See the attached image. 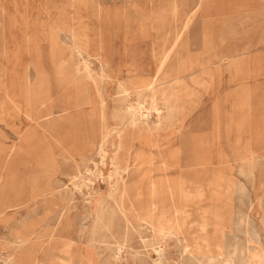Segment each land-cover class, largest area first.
I'll list each match as a JSON object with an SVG mask.
<instances>
[{
	"label": "rangeland",
	"instance_id": "rangeland-1",
	"mask_svg": "<svg viewBox=\"0 0 264 264\" xmlns=\"http://www.w3.org/2000/svg\"><path fill=\"white\" fill-rule=\"evenodd\" d=\"M201 2L197 14L191 16V21L188 22L190 24H187V27L184 28V21L186 17L192 14V8L197 0H195V3L194 0H0V87L12 95L19 106L16 109L9 104L0 109V148H10L13 145L19 146L21 136L24 134L31 135L32 144L34 145L29 153L15 154L11 157V162L17 167L16 187L12 188V195L7 196L6 203L8 202L7 204L10 206L17 204V206L9 208L0 216L2 219L0 233L5 236L6 240H12L13 238L12 234L8 232L9 229L22 231L31 221L39 220L41 211L45 207V203L40 205L39 209L41 211L37 210L39 215L37 211L30 212L28 210V203L30 204L31 201L29 189L31 188L32 173L39 170L29 166L28 162H32L37 156L52 155L58 168L55 177L60 179L58 185L62 184L61 188L72 187L71 180L74 179L73 175L78 171H81L84 176H88L85 171V159L90 151L88 144L91 138L90 134L102 122L92 110V103H90L91 105H81L83 99L99 101V98L95 93L97 92L96 85L78 79V73L75 72L76 67L74 68L73 65V56H78V53L75 54L77 49H74L73 42L76 45L80 43L78 49L83 56L87 55L86 52L91 54L99 88L110 107L106 124L112 127L118 124V121L113 119L110 114L112 105L116 104L112 102L113 94L116 91V83L115 81L111 83L108 77L103 79L96 53L102 48V52L110 62V66L108 65L105 70L111 77L121 78L122 74L130 68H136V72L149 75L156 68L159 52L164 47L163 43L173 41L179 33V35L181 34L179 44L186 41L190 47L193 46V52L197 56L203 48L204 37L208 49L214 53L225 56L226 54L245 52L238 56L241 59V72H239L241 80L237 78L238 71L236 69L228 70V65L223 63L220 68L218 64L210 65V71L214 78L208 89L197 86L192 80L188 79L187 81L188 86H191L190 88L197 94V99L194 100L195 102L190 103L185 111L182 128L177 133V144L182 142L185 137L204 140L203 154L209 159L208 162L211 161V164L209 162L211 172L204 178L206 187L202 191V195L188 201L184 211L177 213L178 218L182 221V227L180 229L174 228L173 237L171 238V235L163 240L165 255L163 254L164 258L161 264H200L202 262V264H222L225 261V264H247L246 260H250L252 264H255L251 259L253 256L254 258L264 256V177H262L264 175V0H202ZM173 4L175 5L174 8ZM157 15L162 18L158 19ZM160 20L163 22H158ZM140 28L142 31H140ZM73 33L74 37L80 38H82L83 33H86L90 38L89 49L84 48L81 39H74L72 37ZM164 37H166L165 40ZM221 38L222 40H220ZM94 53L96 55L95 59L93 57ZM184 53L185 51L182 52L183 55L186 54ZM258 54L259 56H257ZM194 71L198 73L197 68ZM100 77L102 78L100 79ZM58 80L63 81L65 85L68 84L67 87L58 86ZM46 81L51 89L52 102L55 105L69 101L73 97V99L75 98L74 101L77 102V107L68 108V113L61 112L62 115L58 117L52 102H44V97L41 96L46 89ZM25 83L35 85L33 87L35 95L32 100L34 101L33 109L31 110L27 108V104L19 95L18 88ZM79 90L83 92L78 93ZM106 91H108V95ZM77 93L78 95H76ZM2 100L3 97L0 93V103H2ZM130 100L135 101L134 97H131ZM217 101H223L220 106L221 115L214 109ZM241 107H246L249 110L251 136L246 137V134H244L242 145L237 147L233 145L236 138L235 132L232 129L227 130V120L232 109L236 110ZM34 110L43 114L39 125H37V121L28 120L27 118L26 113ZM46 113H49L48 116H46ZM55 119H59L60 126L56 129L49 128L51 122ZM5 122L7 123L5 124ZM113 135L115 134L113 133ZM114 138H111V140L117 141ZM166 146L167 144H165ZM127 147L129 148L128 152L120 149L116 150V148L111 150V153L116 151L117 156L120 157L117 166H122L126 162L127 164L130 163L131 168L128 175L125 176L126 180L128 182L135 180L134 182H140L141 185L146 186L148 179L143 176L142 170L135 167L133 158L138 152H150L151 150L143 144L131 143L129 140H127ZM249 154L256 156L252 172L250 167L245 164V158H240ZM126 157L128 160L124 159ZM3 172L5 173V169L0 168V173ZM218 173L223 174V177L230 181L227 182L223 179L219 182L215 180L214 177L218 176ZM120 177V175L113 173L110 180L104 179L102 181V179H99L95 181L91 188H83L81 192L74 191L67 212L62 219L60 218V222L56 223V237L53 239L46 237L44 239L40 249H38L39 256H42L44 250L54 241L70 242V250H75L82 245H90L91 238L94 235L98 247V250H95L103 257H111L110 255L114 253V248L119 242L123 245L121 256L127 258L130 263L135 253L136 256L141 255V257L144 256L147 259L143 260L144 264H158L153 262L158 257L157 253L150 250V246H145L140 239V235L143 234L151 240L153 238L152 231L146 229L143 231L144 233H138L136 230L131 229L125 237L124 231L128 227L121 219L115 205V200L118 199L119 184L122 181ZM39 186V189L44 187L43 181L39 182ZM23 200L29 202L25 203ZM100 200H102V203ZM147 203L148 195L142 194L138 200L139 206L141 205L140 207L143 209L147 206ZM59 208V204L53 203L45 211L44 219L47 224L56 221ZM108 210L110 213H107ZM172 212L169 211L168 214L171 219L175 218L176 215L175 212ZM104 213L106 214L105 217L111 214L115 218V220L110 219L112 223L109 220L111 224L107 225L108 228L100 225L99 222ZM130 219L131 223L136 226L135 216L131 215ZM98 223L99 225L96 226ZM82 227L84 230H82ZM78 230L79 232H77ZM101 234L104 236H101ZM241 243L245 246L241 247ZM107 245L109 246L108 249ZM182 246L183 249L181 250ZM251 247L254 248V252ZM147 249L149 255L145 254ZM182 251L184 254L181 253ZM54 254L60 256L61 253L56 249ZM108 254L110 255L108 256ZM210 254L216 258H210L212 257ZM202 255H204L203 260L201 259ZM81 263L92 264L88 246L83 249Z\"/></svg>",
	"mask_w": 264,
	"mask_h": 264
},
{
	"label": "bare ground",
	"instance_id": "bare-ground-1",
	"mask_svg": "<svg viewBox=\"0 0 264 264\" xmlns=\"http://www.w3.org/2000/svg\"><path fill=\"white\" fill-rule=\"evenodd\" d=\"M201 1L202 0H197V3L192 8V14L190 16L186 17V20L184 21V28H186L188 22L191 21V16L197 14V11L201 7V3H202ZM194 3H195V0H194ZM174 7H175V5L173 4V8ZM184 12H185V10H184ZM157 16H158L157 17L158 19L162 18V17H160V15H157ZM227 20H228V18H227ZM158 22L162 23L163 21L160 20ZM224 25H221V26H224ZM227 26H226V28H227ZM196 29H197V27H196ZM204 29H206V28L204 27ZM143 30H144V28H143ZM140 31H142L141 28H140ZM195 32H197V31H195ZM239 34H240V32H239ZM74 36L75 35L73 33L72 37H74ZM81 36H82V38L74 37V39H76V38L81 39L83 44H84V48L89 49L90 38L87 36L86 33L85 34L83 33ZM180 36H181V34L179 35V33H177V35L173 39V41L163 43L164 47L159 52V58L157 61L156 68L149 75H144L140 72H136L135 71V70H137L136 68H130L126 72H124L125 75L122 74L123 76L121 78L111 77V75L107 72V70H105V68L108 67V65L110 66V62H109L107 56L102 52V50H101L102 48L99 49L98 53H96L97 58H99V62H100L99 66L101 68V72L103 73V76H102L103 79H104V77L105 78L108 77L111 83L113 81H115V83H116V86H115L116 91L112 97V102H114L116 104L112 105V107H111L112 109L110 111L111 112L110 114H111L113 119L118 121V124L116 126H112V127L108 126L106 124L107 113H108V109L110 107L108 106V102L104 98V94H102V91L99 88L97 74L95 72V69L93 68V62L91 61V54H90V52H86L87 55L83 56L81 51L78 49V46L80 43L78 45H76L75 42H73L74 43L73 44L74 49L75 50L77 49L76 51L74 50L76 52L75 54L78 53L77 54L78 56H76V55L73 56V65H74V68L76 67L75 72L78 73V74L76 73L78 75V79H80V81L90 82V83H92V85L93 84L96 85V89H97L96 91L97 92H95V93H97V97L99 98V101H93L91 99H83L81 101V105H87V104L91 105L90 103H92V107H93L92 110L95 112V114H97L99 116V118L101 119V122H102L100 124V126L96 130H94L92 134H90L91 138H90V141L88 142V144L90 146V151H89V154L87 155V157L85 159V161H86L85 171L88 173V176L87 175L84 176V174H82L81 171H78L75 175H73L74 179L71 180L72 187L61 188L62 184L60 186L58 185V183L60 182V179H57V177H55V174L57 173L58 168H57V165L55 162V158L52 155H50V154L45 155V157L43 155L37 156L35 158V160H33L32 162H28L29 166H31L33 168H37L39 170L33 171V173H32V179H31V183H30L31 188L29 189L30 195H31L30 204L28 203L29 201L27 202V200H25V201L23 200V201L25 203L26 202L28 203V205H29L28 210H30V212H32V211L36 212L39 209L40 205H42L43 203H45V207H44L43 211H41L39 209L41 211V216L39 217V220L31 221L27 226L24 227V229H22V231L21 230L17 231L15 229H9L8 228L9 229L8 232L10 234H12V236H13L12 240H6L5 236L0 233V264H82L81 261H82V257H83V249L85 248V246H88V249L90 251L92 264H144L143 260H145L146 258H144V256L141 257V255L136 256L135 253H134L133 257L131 256L132 257L131 263L127 260V258L122 257L121 253H122L123 245L120 244L119 242H117V246L114 248V250H115L114 253L112 255L108 254V256L110 255L111 257H105V256L103 257L102 254L100 255V253L95 250V249L98 250V247L95 243L94 235L91 238L90 245H82L80 248H77L75 250H70V242L54 241L53 244H49L47 249L44 250L42 256H39V254H38V249H40V247H41V245L44 242V239L46 237L51 238V239L56 237L55 236V233L57 232V228H56L57 224L56 223H58V221L60 222V220L64 217L65 213L67 212L68 205L70 204V201H72V199H73V192L76 190L81 192L83 190V188H85V189L91 188V186L94 185L95 181L99 180V179H102V181L104 179L110 180L111 175L113 173L114 174L116 173L118 176L120 175L121 176L120 178L122 180L119 184L120 186H119V192H118V199L115 200V203H116L115 205L117 207L116 210L119 213L121 219L123 220V222L128 227V229H125V231H124L125 237H127L128 233L131 229H133L134 231L136 230L138 233H144L143 231L146 229L152 231V237L153 238L151 240L147 239L143 234L140 235V239L145 246L146 245L150 246V250L157 253L158 257L155 260H153V262L158 263V264H161L163 262V258H164L163 257L164 247L162 244L163 240L168 238L172 234H174L173 233L174 228L180 229L182 227V221L178 218L177 213H182L184 211L186 203L188 201H190L191 199H194V198H198L202 195V191L206 187L205 183H204V180H205L204 178L207 174H209L211 172L210 166H209V162L211 164V161L208 162L209 159H207L203 154L204 140H200V139H197L195 137H188V138L185 137V138H183L182 142H179L177 144V141H178L177 140V133L182 128V125H183L182 120H183V116L185 114V111H186L188 105L197 99V94L195 93V91L192 88H190L191 86L190 87L188 86L187 81H188V79L192 80V82H194L197 86L208 89V87H210L212 85V81L214 78V75H212V73L210 71V65L211 64H218V66L220 68L221 64H223V63H226V65H228V70L229 69H232V70L236 69L238 71V76L237 75L236 76H237V78H240L239 72H241V59L238 56H240L242 53L245 52V51H241V52H237V53L226 54L225 56L214 53L208 49L209 47H208V44L206 43V39L204 37L203 38L204 41L202 43L203 48H202L199 56H197V54L195 55L193 52V49H192L193 46L190 47V45L186 41L179 44V41L181 38ZM140 37H141V35H140ZM83 38H85V39L83 40ZM165 38L166 37H164V40H165ZM185 39H187V38L185 37ZM220 40H222V38ZM260 43H262V42H260ZM70 48H72V47H70ZM184 51L186 53V54L184 53L185 55L182 54V52H184ZM154 53L156 54L157 52H154ZM96 55H95V53L93 54L94 59L96 58ZM257 56H259V54ZM69 58H70V55H69ZM68 68H69V66H68ZM195 68L198 69V73H196V71H194ZM255 69H257V68H255ZM229 73H230V71H229ZM43 75H44V73H43ZM64 75H65V73H64ZM102 77H100V79ZM244 77H242V78H244ZM240 80H241V78H240ZM100 82H102V81H100ZM38 84H39V82H38ZM45 85H46V89L43 92V95H41L42 97H44L43 101L44 102H52L51 89L49 88L47 81H46ZM67 85H65L63 83V81L58 80V86L67 87ZM84 85H85V83H84ZM34 86L31 84L25 83V84H22L18 88L19 95L24 100V103L27 104L26 105V106H28L27 108H29L30 110L33 109L32 105H33L34 101H32V100H33V97L35 96L34 95V88H33ZM85 88H86V86H85ZM80 91H82V90H79L78 93H80ZM35 92H37V91L35 90ZM107 92L108 91H106V94H107ZM0 93L2 94V97H3L2 103H0V109L4 108V105L8 106L9 104H10V106L15 107L16 109L19 108V106L15 102L13 96L8 94V92L5 89L3 90L0 87ZM78 93L76 95H78ZM39 94H37V95H39ZM19 95H17V96H19ZM14 97H16V96H14ZM131 97H134L135 101L133 100V102H132L130 100ZM74 99L72 97L71 100L60 102V103H57L56 105L52 102L54 108L56 109V111L58 113V117H60L62 115L61 112H67L68 108L77 107V105H76L77 102H75ZM243 99H246V98H243ZM223 101H224V99H223ZM94 102H96L97 105ZM222 102L217 101L216 105H214V109L216 110V112H219V114H220V106H221ZM21 104H22V102H21ZM21 106H23V105H21ZM39 106H40V103H39ZM242 106H243V104H242ZM84 107H87V106H84ZM22 108H20V109H22ZM5 112H6V109H5ZM212 112H214V111H212ZM225 112H226V110H225ZM80 113H81V111H80ZM48 114L49 113H46V116H48ZM8 115H9V113H8ZM26 115H27L28 120L30 119V120L37 121V125L40 124V119L43 116V114L40 111H35V110L26 113ZM50 115H51V113H50ZM215 116L217 117V115H215ZM214 120H215V118H214ZM217 122H218V120H217ZM6 123L7 122H5V124ZM227 125H228L227 130L232 129L235 132L236 138L234 140L233 145L240 147L242 145V140H243L242 136L244 134H246L245 135L246 137L251 136L250 113H249L248 108L241 107V108H238L236 110L232 109L231 113L229 114L228 120H227ZM59 126H60L59 119H55L51 122V126L49 128L56 129ZM113 133L115 135H113ZM208 134H210V133H208ZM17 137H18V135H17ZM111 138H114V140H117V141H113V140H111ZM127 140H129L131 143L138 142L139 144H143L144 146H146L147 148H149L151 150L150 152H142L140 150L141 152L136 153L134 155V158H133V162L135 163V167L137 169L142 170L143 176L148 179L146 186L141 185L140 182H134L135 180H133V182H128L126 180L127 178L125 176L128 175V172L131 168L130 163L127 164V162H126L122 166H117L118 159H120V157L117 156L116 151H114V153H111V150L114 148H116V150L120 149L122 151L128 152L129 148L127 147ZM165 144H167L166 147H165ZM33 147H34V145L32 144L31 135L24 134L21 136V141H20L19 146L13 145L10 148H5V149L0 148V168L5 169V173L4 172L0 173V216L3 215L9 208H11V207L15 208V206H17V204L10 206L9 204H7L8 202L6 203L7 196L9 194L12 195V188L14 186L16 187L15 177H16L17 167H16V165H14L11 162V157L15 154L29 153L30 150L33 149ZM38 153H39V151H38ZM250 153H254V152L252 151ZM25 155H27V154H25ZM255 157L252 154H249L245 157H240L242 159L245 158V161H246L245 164H247L250 167L251 172H252V167L254 164ZM208 158H209V156H208ZM124 159L126 160L127 157ZM64 160H66V159H64ZM213 176H215V175L213 174ZM247 177H249V176H247ZM258 177H259V175H258ZM262 177H264V175H262ZM24 179H26V178H24ZM214 179L218 180V181L223 180V179H225L227 182L230 181L229 179L224 178L223 174H221V173H218V176L214 177ZM40 181H43V184H44V187L41 189H39V187H40L39 182ZM211 183H212V181H211ZM218 189H219V187H218ZM111 191H113V190H111ZM244 192H246V191H244ZM107 193H110V192H107ZM113 193H114V191H113ZM21 194H23V193H21ZM142 194L148 195L147 206H145L143 209L140 207L141 205L139 206V204H138L139 197ZM15 195H17V194H15ZM11 197H13V196H11ZM14 198H15V196H14ZM8 199H9V197H8ZM13 200H15V199H13ZM16 200H18V199H16ZM100 201L102 203V200H100ZM53 203L59 204L60 208H59L58 213L56 214V219H55L56 221L53 223L47 224L46 220L44 219L45 218L44 217L45 211L48 210L50 208V205H52ZM18 207H20V206H18ZM112 210H113V208H112ZM169 211H171V212L173 211L176 213L175 218H173V219L170 218V216L168 215ZM226 211H228V210H226ZM98 212H100V211H98ZM37 213H38V211H37ZM101 213H102V211H101ZM107 213H110V211ZM53 214H54V212H53ZM89 214H91V213H89ZM98 214L100 215V213H98ZM226 214H227V212H226ZM38 215H39V213H38ZM105 215L106 214L104 213L103 217L101 216V219L99 221L100 225L107 226L110 223V221L112 223V220H110V219H112L113 216L111 214H108L105 217ZM131 215L135 216L134 222H135L136 226L133 225V223H131V219H130ZM51 216H52V214H51ZM97 217H99V216H97ZM214 218H215V216H214ZM113 219L115 220V218H113ZM121 219H120V221H121ZM1 221H2V219L0 217V223H1ZM244 221H245V218H244ZM42 222H44V223L42 224ZM94 222H96V221H94ZM23 223H25V222H23ZM84 225H86V224H84ZM98 225H99V223L96 226H98ZM220 226H221V224H220ZM106 228H108V226ZM106 228H105V230H106ZM6 229H7V227H6ZM101 229H103V228H101ZM79 230L77 232H79ZM82 230H84L83 227H82ZM105 230H104V232H105ZM110 230H111V226H110ZM235 231H236V229H235ZM246 231H247V229H246ZM104 232H103V234H104ZM109 232H111V231H109ZM179 232L182 233L181 231H179ZM145 233H147V232H145ZM79 235H80V233H79ZM98 236H100V235H98ZM101 236H104V235L101 234ZM106 236H108V235H106ZM172 237H173V235L171 236V238ZM178 239H180V238H178ZM202 239H203V237H202ZM252 239H253V237H252ZM106 242H108V241L106 240ZM248 242H249V240H248ZM180 243H182V242L180 241ZM215 245H217V244L215 243ZM240 245H241V247L245 246V245L243 246L242 243ZM250 245H251V243H250ZM205 246H206V244H205ZM108 247L109 246L107 245V249H108ZM56 249L61 253V254H59L60 256L54 254V250H56ZM182 249H183V246H182L181 250ZM231 249H233V248H231ZM253 249L254 248L251 247L252 251H253ZM188 250H189V247H188ZM240 250H241V248H240ZM148 251L149 250L147 249L145 252L146 255H149ZM181 253H183V251ZM235 253H236V251H235ZM217 254H214V255H217ZM197 255H200V254H197ZM252 255H255V254H252ZM203 256L204 255L201 256V259ZM183 257H184V255H183ZM214 257L212 256L210 258L213 259ZM250 257H249V259H250ZM242 258H243V255H242ZM253 258H254V256H253ZM253 258H251V259H252V261H254L255 264H264V256H262V258L256 257V258H254V260H253ZM235 260H233V261H235ZM196 261H198V260H196ZM220 261H221V258H220ZM222 261H223V259H222ZM242 261H243V259H242ZM246 262H247V264H252V262H250V260H248V261L246 260ZM202 263H200V264H202ZM223 263L225 264L226 261ZM219 264H221V263H219Z\"/></svg>",
	"mask_w": 264,
	"mask_h": 264
}]
</instances>
